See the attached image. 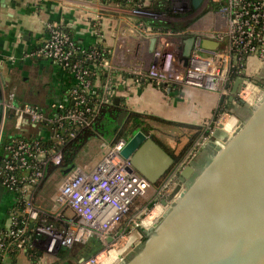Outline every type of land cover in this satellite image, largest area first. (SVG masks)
Listing matches in <instances>:
<instances>
[{"label":"built area","instance_id":"2783aa9c","mask_svg":"<svg viewBox=\"0 0 264 264\" xmlns=\"http://www.w3.org/2000/svg\"><path fill=\"white\" fill-rule=\"evenodd\" d=\"M143 1L135 0L134 6H131L134 15L151 20L165 18V13L147 8ZM169 1L168 8L172 13L188 12L193 7L192 0ZM215 15L220 19V25L203 35H193L195 41L187 59L184 57L185 39L182 35L189 31L184 29L176 33L163 32L162 43L153 50V60L148 67L147 76L156 83L214 91L220 95L221 100L231 94L235 79L243 76L244 85L239 96L244 103L252 107L255 102L247 99V87L254 85L260 91L262 87L247 74L246 67L251 56L264 60V0H226L216 10ZM203 38L218 41L222 47L207 50L201 45ZM106 49L103 46L101 50L99 46L92 49L83 48L65 28L54 23L48 24L47 38L37 48L36 54L53 60L73 72L77 77V86L72 88L66 103H60L55 115L51 116L35 104L25 103L16 106L13 102L14 96L11 101H7V91L6 87L4 88L5 98L0 99V139L6 129L10 110L13 111L15 118L13 127L20 131L4 147L7 158L3 165L1 164L3 167L2 171L0 169V182L6 189L24 192L46 177L51 164L58 165L62 161L61 150L45 147L39 140L40 136L28 137L22 134L21 131L26 126L50 124L67 129L70 126L91 125L94 109L89 106L82 108V105H86L87 96L95 92L92 79L95 72L91 63L87 66L85 64L96 59L101 60L99 65L105 64L106 57L102 53L107 54ZM78 53L82 54V58L75 59ZM111 100L110 97H103V101ZM70 101L72 105L69 106ZM226 112L219 116L221 118L216 123L218 127L225 123L221 120L227 115ZM57 128L48 129V137L56 138L58 144L76 136L75 130H71L68 132V138L61 137ZM127 141L128 139L124 137L117 139L95 166L72 167L59 185L57 204L71 209L75 219L65 220L59 226L47 223L42 220L44 215L39 208L31 202L23 201L24 207L20 212L23 219L19 221L18 216L14 214L11 226L8 229H0V264H3L5 252L12 247L11 238L22 237L25 251L33 250L40 243L47 253H54L59 247H72L86 242L92 236H96L103 243L104 250L83 263L100 264L108 249L114 246L109 240L111 232L128 216L135 201L151 199V203L156 204L154 199L156 200L157 195L163 196L169 183L178 177L185 167L182 163L178 164L170 173L167 183L152 185L137 171L129 170L132 167L131 161L122 155ZM23 168L30 173L20 177L10 173ZM164 210L162 209L155 221L151 219L148 225L144 221H139V227L150 231L162 219ZM30 222H33L31 228L33 233L26 234L24 231Z\"/></svg>","mask_w":264,"mask_h":264},{"label":"crops","instance_id":"0c3cea01","mask_svg":"<svg viewBox=\"0 0 264 264\" xmlns=\"http://www.w3.org/2000/svg\"><path fill=\"white\" fill-rule=\"evenodd\" d=\"M167 1L144 0L143 2L145 6L166 8ZM214 2L217 3L218 9L226 0H214ZM5 3L7 7L0 3V65L6 78L3 87H6L7 101H11L14 96L15 105L35 104L51 116L55 115L60 103H66L72 88L77 86V77L73 72L53 60L36 54L37 48L47 38L48 24L54 23L61 28L72 30V34L83 48L95 46L107 48L106 63L92 64V68L95 69L94 87L103 91L104 98L110 97L115 100L118 97L120 106L129 111L159 117L166 121L201 126L203 127L202 138H210L213 142L216 139L217 136L212 133H218L219 129L217 125L212 126V124L215 112L222 105L218 93L191 86L179 87L174 84L156 83L147 76L148 67L153 60V50L162 43L164 36L162 29L157 25L186 18L167 14L164 19L151 20L134 15L129 3L119 5L113 1L103 2L102 0H43L40 2L5 0ZM210 7L211 0H204L199 8H195L196 17L185 28L190 34L182 35L184 39L194 34L203 35L220 25V19L215 15L217 9L208 11ZM263 67L264 60L251 56L247 61L246 72L252 76L258 68L263 69ZM16 85L18 88L12 90V86L15 88ZM224 114L220 112L219 116ZM14 119L13 111L10 110L4 133L14 128ZM19 132L16 130V133L19 134ZM21 132L28 137L48 136V130L43 126H26ZM210 132L212 136L206 137V134ZM3 135L0 139L2 165L7 158L6 149L3 146ZM185 138L183 145L187 142V135ZM199 141L200 138L197 143ZM183 145L175 146V150L177 148L179 151ZM199 150L202 149L199 148ZM214 151L213 147L204 146L202 153L211 156ZM188 155L187 152L184 158L187 159ZM103 157L104 154L97 148L91 151L90 156L82 158L79 166L85 168L95 166ZM52 173L47 174L39 184L24 192L6 189L0 209V229H8L11 226L15 209L23 201L33 203L44 215L42 220L56 226L63 224L65 220L76 218L71 209L57 204L56 198L60 184L55 187L49 197L52 199L51 208L39 206L40 194ZM137 215L133 213L126 216L111 232L109 240L112 245L121 246L118 243L129 236L133 229L139 228L140 220L137 219ZM32 226L33 222H30L24 233H33ZM93 237L97 238L92 236L87 241ZM40 238L44 237L40 236ZM60 249L61 247L54 253H47L45 247L39 243L34 248L38 254V258L34 260L32 251L15 252L11 247L5 252L2 263L19 264V258L24 256L25 260L21 264H84L82 258L87 262L91 257L100 254L104 247L93 255L80 257L75 256L77 250L73 248H70V255L61 257Z\"/></svg>","mask_w":264,"mask_h":264},{"label":"water","instance_id":"95a60500","mask_svg":"<svg viewBox=\"0 0 264 264\" xmlns=\"http://www.w3.org/2000/svg\"><path fill=\"white\" fill-rule=\"evenodd\" d=\"M203 1L192 0V6L199 8ZM0 3L7 7L5 0ZM194 41L193 35L185 39V59ZM201 45L207 50L222 47L209 38H203ZM1 68L0 65V99L4 100L6 78ZM243 85L244 77L238 76L229 95L231 102L244 104L238 98ZM261 91L264 93V89ZM259 100L252 105L247 120L234 115L225 121L231 128H226L225 123L219 125L218 129L231 134L225 145L214 151L210 163L154 228L145 231L139 227L141 238H145L143 246L136 253H127L136 246L134 237L129 238L119 247H110L100 264H264V94ZM115 103L121 105L118 97ZM129 112L121 111L117 123L121 124ZM122 155L131 161L129 170L137 171L152 185L178 165L141 129L130 134ZM195 173V166L187 164L179 173L176 190ZM5 191L0 182V209ZM162 201L167 205L166 200Z\"/></svg>","mask_w":264,"mask_h":264},{"label":"trees","instance_id":"16d2710c","mask_svg":"<svg viewBox=\"0 0 264 264\" xmlns=\"http://www.w3.org/2000/svg\"><path fill=\"white\" fill-rule=\"evenodd\" d=\"M102 1L103 2L113 1L119 5H123V4L125 5V4L129 3L130 6H134V4H135V0H133V1H129V0H102ZM169 3H170V1L168 0L167 1L168 5L166 8H153V7H149V6H146V7L153 9V10H156V11H159V12H163L166 15L169 14V15L177 17V18H180V17L183 18L184 16H186V14H182V13L181 14L172 13L168 8ZM216 9H217V3H215L214 0H211V7L209 8L208 11H211V10L215 11ZM192 10L194 11L195 8L192 7ZM193 21L194 20H178V21H174V22H170V23L159 24L160 26H163L162 28L159 25H157V26H158V28L162 29L161 30L162 32L172 31V32L176 33L178 31H181V30H184L185 28H187ZM66 31L69 32L71 35H73L72 30H69L66 28ZM99 49L101 50L102 46H99ZM102 55L106 57V53H102ZM79 58H82V54H80V53L75 55V59H79ZM100 62H101L100 59H96V60H91L90 62H87L85 65L87 66L90 63L91 64L94 63V64L99 65ZM93 71H95V69H93ZM94 78L95 77L93 76L92 79L94 80ZM262 82H264V81H262ZM262 82L258 81L257 83L259 85L263 86ZM93 90L95 91L94 94L87 96V104L84 106L82 105V108L89 106V107H92L94 109L93 121H92L91 125H84V126L79 125V127L70 126V127H67V129H65L63 127L57 128L56 125L52 126L50 124L41 125V126L45 127L47 130L51 129V127L57 128V132L60 134L61 137H64V138H68V132L69 131L75 130V132H76V136L74 138H68L62 144H58L56 138H50L48 136H44V137L40 136L39 140H41V142L43 143V145L45 147L56 148V149L61 150V152H62L61 163L58 165L51 164L48 167L47 174H50L56 170L63 172L67 168L74 167L78 153L83 148V146L89 141V139L93 138V137H100L101 136L100 131L102 130L104 120H109V122L111 124L114 123L113 121L116 122L114 131L116 133L115 135H116L117 139H119L121 137L127 138L135 129L143 130L146 134L153 137L161 146H163L173 156V158L175 159V164H179V163L184 162V159H185L184 157H185L186 153L190 150L191 146H193L194 142H196L195 140L199 137V135H201L203 132V127H201V126H197V125H193V124H187V123L166 121V120L161 119L159 117H151V116H148L146 114H142V113H138V112H134V111H130L127 115H125L123 122L121 124H118L116 119L119 116V113H121L122 108L115 103L114 99H112L111 101H108V102L103 101V97H104L103 91L99 90L98 88H95L94 86H93ZM231 103L232 102L229 100V96L224 97L221 100V104H222L221 107L215 112V113H217L216 115H218L220 112L224 111L225 109L227 110L230 107ZM68 105L69 106L72 105V102L70 101L68 103ZM147 118H153V119H156L158 121H161V122H164L167 124H172L176 127L188 130L187 131V137H190L189 142L186 145H184V147H182L179 151L170 150L156 136L151 135L148 132L149 124L146 123ZM17 135H18V133H16V130L14 128H10L9 130H7L3 135L4 136L3 146H6L7 144H9L11 142V140ZM175 167H176V165H174L173 168H171L169 170V172L166 173V175L168 173L172 172V170ZM1 171H2V169H1ZM10 173L15 174L16 176L20 177L22 175H28L30 173V171L23 168V169H17L16 171H11ZM166 175H164V177H162V179H160V181L157 184H161L162 181L164 180V178L166 177ZM10 190H14V189H10ZM141 200L142 199H137L135 201V204L132 206L131 211L129 212L128 215H132L133 213H137V212L143 210L144 207H143V204L141 203ZM23 207H24V203H22L17 209H15V214H16V216H18L19 221H21L23 219V215L20 214ZM10 240H11L12 247H13L15 252H22V253L27 252V253H29L32 251L33 259L35 260L38 258L37 257L38 254H36L34 249L33 250L27 249L26 251L24 250L25 246H24V243H22V237L11 238ZM103 247H104L103 244L97 238L93 237L85 243H79L77 245L75 244L72 247H64L63 246V247H61L59 254L61 257H67L71 253L70 248H73L74 250H77L76 255H75L76 257H80L81 255L89 256V255H93V254L97 253L98 251L102 250ZM77 261H78V259H77Z\"/></svg>","mask_w":264,"mask_h":264},{"label":"rangeland","instance_id":"374dc122","mask_svg":"<svg viewBox=\"0 0 264 264\" xmlns=\"http://www.w3.org/2000/svg\"><path fill=\"white\" fill-rule=\"evenodd\" d=\"M195 12L196 11L195 10L193 11L192 9L186 13L183 12L182 14H186V16H184V18H186V19H184V20H194V18L196 17ZM174 14H176V13H174ZM177 14H181V13H177ZM251 77L257 82L258 81L259 82L264 81V67H263V69L258 68L255 71L254 75H252ZM262 84H263L262 89H264V82H262ZM12 88H14V86H12ZM17 88H18V85H16L15 89H17ZM239 99H240V96H239ZM16 103H18V102H16ZM229 108H230V110L228 109L229 110L228 112H226V109L224 111H222V112L227 113V115H225V118H222V120H221L222 122L227 121L231 116H234V115L240 116L242 118V120L245 121L249 118V116L251 115V113L253 111V108L248 103L239 104V103H237V101L232 102ZM216 114L217 113H215L213 116V118L215 117L213 119V121L215 122V125H216V123L219 122V120L221 118V117H219V114L218 115H216ZM113 122L114 123L111 124L109 122V120H104L102 130L100 131L101 136L98 138H96V137L90 138L89 141L83 146L80 153H78V155L76 157L75 167L79 166V164H81L82 158L84 159V157L90 156L91 151H94L97 148L105 156V154L111 148V145L117 139V137L115 135L116 133L114 131L116 122L115 121H113ZM146 123L149 124L148 132L151 135L156 136L170 150L178 151L177 148L175 150V146L176 147L182 146L183 142L186 140L185 136L187 135L188 130L176 127L172 124H166L164 122L158 121V120L153 119V118H147ZM218 131H219L218 133H214V132L212 133V135L217 136V137H215L216 138L215 140H217L218 142H216L215 140L213 142L212 140H210V138H206V139L202 138L203 135H199V137L195 140L196 142H194L193 146H191L190 150L188 151V154H189L188 158L184 160V163H182V165L190 164V163L193 164L196 168L195 175L192 176L189 179V181L182 184L181 185L182 187L179 190H176V187L179 185V182H178L179 179H178V177H176L174 180H172L169 183V187H167V189L165 190L164 195L161 196L159 194V196L157 195L156 200L154 199V201H156V204L151 203L152 202L151 199L150 200L142 199L141 203L143 204L144 208H143V210L137 212V214H138L137 219L138 220L144 221L146 223V225H148L149 222H147V220L152 219L155 215L157 216V214H161L162 209H165L164 210L165 213L168 210H170L171 206L180 197L181 192H183L184 189L188 188V186L192 183V181L195 179V177L212 160V158H213L212 154L213 153L211 154V156L210 155L206 156V154L203 155L202 150H204V146L213 147L215 149V151L219 150L220 147L225 145L227 137L231 135L230 133H228L227 131H224V130L219 129ZM209 135H210V137L212 136L211 132L206 134V137ZM129 137H130V135L127 137V139H129ZM199 138H200V141H199V143H197V140ZM189 140H190V137L187 138V142L184 145H186L189 142ZM184 145H183V147H184ZM199 148H201L202 150H199ZM170 173H168L166 175V177L164 178L162 183L168 182ZM66 176H67V174H64L62 171H58V170L54 171L51 174L50 179L48 180V182L46 183L44 189L42 190V192L40 194V197L38 200V203H40L39 204L40 207L49 208V209L51 208L50 204H52V202H51L52 199L49 197L51 196V193L54 192L55 187L57 185L61 184L65 180ZM174 192H177V193H174ZM163 199L168 202V204L166 206L161 202ZM157 207H160L161 209L160 210L156 209ZM155 209H156V211L150 217V214ZM147 216H149V218H147ZM140 232L141 231L139 228L133 229L132 233L129 236H126L124 238V240L118 244H121V245L125 244L129 238L134 237V239H135L134 243L136 246L134 249L129 248L127 253H130V251H131V253L132 252L136 253L143 246L144 241H145V238H141ZM114 246L116 247V245H114ZM24 260H25L24 256H21L19 258V264H21Z\"/></svg>","mask_w":264,"mask_h":264},{"label":"bare ground","instance_id":"6f19581e","mask_svg":"<svg viewBox=\"0 0 264 264\" xmlns=\"http://www.w3.org/2000/svg\"><path fill=\"white\" fill-rule=\"evenodd\" d=\"M263 92L260 91L259 89H257L254 85H249L247 87V90H246V97L249 101H253V102H257V101H260L259 99L262 98L263 96ZM226 124V128H231L230 124L228 123H225ZM224 124V125H225ZM182 187V186H181ZM182 193V192H181ZM177 198V197H176ZM175 199V198H174ZM174 201V200H173ZM156 209H161L160 207L156 208ZM156 209L152 212V214L150 215V217L154 214V212L156 211ZM158 215L157 216L155 215L153 218H152V221H155L157 218H158ZM149 218V217H148ZM151 221V219H148L147 222Z\"/></svg>","mask_w":264,"mask_h":264},{"label":"flooded vegetation","instance_id":"af4514ba","mask_svg":"<svg viewBox=\"0 0 264 264\" xmlns=\"http://www.w3.org/2000/svg\"><path fill=\"white\" fill-rule=\"evenodd\" d=\"M7 89H8V88H7ZM124 110H125V108L122 107V110H121V111H124ZM157 185H159V184H157ZM141 237H142V235H141Z\"/></svg>","mask_w":264,"mask_h":264}]
</instances>
